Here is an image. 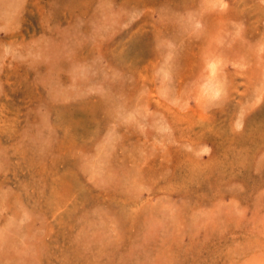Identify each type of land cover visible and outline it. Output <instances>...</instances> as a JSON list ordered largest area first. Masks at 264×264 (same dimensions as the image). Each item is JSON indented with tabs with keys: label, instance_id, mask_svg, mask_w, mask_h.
<instances>
[{
	"label": "rangeland",
	"instance_id": "rangeland-1",
	"mask_svg": "<svg viewBox=\"0 0 264 264\" xmlns=\"http://www.w3.org/2000/svg\"><path fill=\"white\" fill-rule=\"evenodd\" d=\"M0 264H264V0H0Z\"/></svg>",
	"mask_w": 264,
	"mask_h": 264
},
{
	"label": "bare ground",
	"instance_id": "bare-ground-1",
	"mask_svg": "<svg viewBox=\"0 0 264 264\" xmlns=\"http://www.w3.org/2000/svg\"><path fill=\"white\" fill-rule=\"evenodd\" d=\"M2 4V3H1ZM54 59V58H53Z\"/></svg>",
	"mask_w": 264,
	"mask_h": 264
}]
</instances>
